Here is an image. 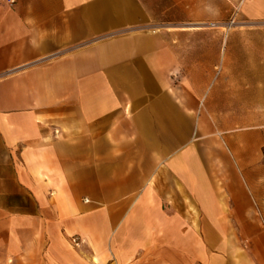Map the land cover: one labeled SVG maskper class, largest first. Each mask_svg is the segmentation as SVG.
<instances>
[{"label":"crops","instance_id":"obj_1","mask_svg":"<svg viewBox=\"0 0 264 264\" xmlns=\"http://www.w3.org/2000/svg\"><path fill=\"white\" fill-rule=\"evenodd\" d=\"M168 252L264 264V0H3L0 264Z\"/></svg>","mask_w":264,"mask_h":264},{"label":"rangeland","instance_id":"obj_2","mask_svg":"<svg viewBox=\"0 0 264 264\" xmlns=\"http://www.w3.org/2000/svg\"><path fill=\"white\" fill-rule=\"evenodd\" d=\"M238 10L236 9L231 18L229 19H236V23H234L231 27H236L239 25H247V26H255L257 23H245L241 22L240 18L237 16ZM221 23H217V26H219ZM231 28V29H232ZM247 29L255 30V29H262L257 27H246ZM226 45V44H224ZM254 62V61H253ZM252 65V62L250 63ZM129 264H203V261L195 260L193 258L191 253L185 252V253H179L176 255L175 253L168 252L166 257L161 259L159 256V253H153L151 255L145 256L144 254H141L138 256L137 259H134Z\"/></svg>","mask_w":264,"mask_h":264},{"label":"built area","instance_id":"obj_3","mask_svg":"<svg viewBox=\"0 0 264 264\" xmlns=\"http://www.w3.org/2000/svg\"><path fill=\"white\" fill-rule=\"evenodd\" d=\"M2 1L3 0H0V2H2ZM5 2H7L8 4H14L16 2V0H5ZM234 23H236V19L230 20L227 25H229L231 27Z\"/></svg>","mask_w":264,"mask_h":264},{"label":"bare ground","instance_id":"obj_4","mask_svg":"<svg viewBox=\"0 0 264 264\" xmlns=\"http://www.w3.org/2000/svg\"><path fill=\"white\" fill-rule=\"evenodd\" d=\"M228 28H230V26L228 25Z\"/></svg>","mask_w":264,"mask_h":264}]
</instances>
